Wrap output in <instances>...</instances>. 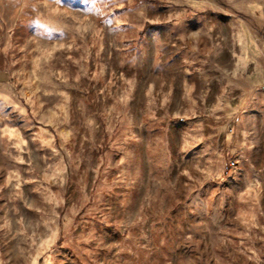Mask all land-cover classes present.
Here are the masks:
<instances>
[{"label": "rangeland", "instance_id": "obj_1", "mask_svg": "<svg viewBox=\"0 0 264 264\" xmlns=\"http://www.w3.org/2000/svg\"><path fill=\"white\" fill-rule=\"evenodd\" d=\"M0 264H264V0H0Z\"/></svg>", "mask_w": 264, "mask_h": 264}]
</instances>
